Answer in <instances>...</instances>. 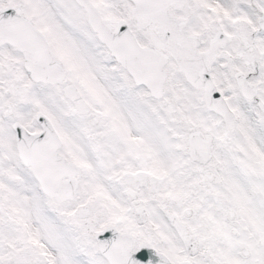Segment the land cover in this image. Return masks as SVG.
<instances>
[{"label":"snow or ice","instance_id":"6c2138e0","mask_svg":"<svg viewBox=\"0 0 264 264\" xmlns=\"http://www.w3.org/2000/svg\"><path fill=\"white\" fill-rule=\"evenodd\" d=\"M0 264H264V0H0Z\"/></svg>","mask_w":264,"mask_h":264}]
</instances>
